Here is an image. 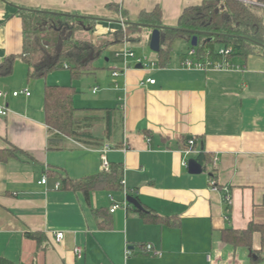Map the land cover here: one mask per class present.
I'll return each mask as SVG.
<instances>
[{
	"label": "crops",
	"instance_id": "1",
	"mask_svg": "<svg viewBox=\"0 0 264 264\" xmlns=\"http://www.w3.org/2000/svg\"><path fill=\"white\" fill-rule=\"evenodd\" d=\"M202 2L0 0V63L17 55L13 73L0 75V89L9 92L0 99L8 110L0 114V150L22 151L0 160V258L16 264H264L261 231L254 230L250 246L229 243L223 235L227 228L264 224V51L258 48L246 61L235 59V68L188 69L182 67L191 49L187 39L173 42L166 66L150 49L152 28L143 26L137 41L115 40L124 22H138L143 11L160 7L163 25L178 27L184 10ZM26 9L94 19L93 28L78 31L77 38L107 44L96 72L71 76V84L41 85L39 79L47 77L30 78L20 55ZM125 47L136 57L129 59L128 70L113 76L125 65L117 56ZM139 57L149 66L137 67ZM85 77L94 84L83 94L77 81ZM47 84L76 87L78 117H92L82 131L92 139L62 135L60 147L51 144L44 111ZM20 89L31 95L11 94ZM191 139L193 152L186 154ZM106 147L108 161L122 165L129 194L159 221L131 204L111 212V196L123 202L124 188L95 189L88 198L56 187L59 174L81 179L103 172ZM201 150L210 162L203 164V173L192 174L188 161ZM44 176L46 184L40 183ZM212 181L229 186V206ZM101 208L112 218L110 228L100 227L105 218L95 210ZM59 231L65 232L61 241ZM76 246L83 248L81 257Z\"/></svg>",
	"mask_w": 264,
	"mask_h": 264
},
{
	"label": "trees",
	"instance_id": "2",
	"mask_svg": "<svg viewBox=\"0 0 264 264\" xmlns=\"http://www.w3.org/2000/svg\"><path fill=\"white\" fill-rule=\"evenodd\" d=\"M23 14L25 41L20 55L29 67L30 78L46 77L50 72L60 69H68L74 79L96 72L98 68L95 62L107 44L95 45L88 40L77 38L78 31L93 28L94 19L32 9H26ZM138 23L140 24H126L124 29L117 31L115 40L117 42L137 41L143 24L163 25L162 10L156 7L150 12L143 11ZM178 27L181 29H161L162 44L158 57L162 66L169 63L172 45L176 39L184 38L191 43L194 35L191 31L216 33L213 40H208V35L201 34L198 45L194 47L191 44L190 47L196 49L199 60H205L207 57L215 61L226 59L236 65L235 59L246 61L248 55L258 48L264 51L263 47L256 44V42L264 44V13L243 0H203L202 4L189 6L184 10ZM220 47L230 48L232 53L221 55L218 52ZM16 59L17 55L12 54L0 63L1 76L13 73ZM76 93L77 89L73 85L47 84L45 86L44 111L46 123L53 133L51 139L53 146L60 147L58 138L62 135L86 142L93 138L90 132L82 131V123L91 121L92 117L88 115L78 117V108L74 104ZM16 152L22 151L16 147L0 150V160L4 161L16 156ZM207 156L204 150H201L197 156L205 167L210 162V157ZM58 176L60 188L82 191L88 198L95 189H123L121 183L123 168L119 164L110 163L109 171L81 179H73L61 174ZM227 205L229 206L228 203ZM135 211L158 221L161 219L159 215L153 214L152 210L135 208ZM95 214L105 218L103 222H100V227H111L112 218L107 214L106 209H96ZM255 229L261 231L264 246V224H254L244 230L227 228L224 230V239L234 245L250 246ZM28 235L36 239H40L41 236L32 232ZM139 246L143 248L144 245ZM0 264L16 263L0 258Z\"/></svg>",
	"mask_w": 264,
	"mask_h": 264
},
{
	"label": "built area",
	"instance_id": "3",
	"mask_svg": "<svg viewBox=\"0 0 264 264\" xmlns=\"http://www.w3.org/2000/svg\"><path fill=\"white\" fill-rule=\"evenodd\" d=\"M243 1H245L246 3L250 2L248 0H243ZM218 52L221 55H228V54L232 53V49L226 48V47H220L218 49ZM117 56H123V58L125 60V65L123 66L122 69H119V68L114 69L113 72H112L113 76H118L120 73L128 70L130 68L129 59L133 58V57H136L134 51L131 50L130 48H127V47H125L120 52H118ZM137 61L139 63H141L143 65V67H148L149 66V64L147 62H144L141 57L137 58ZM182 67L188 68V69H202L203 70V69H207V68H211V67L220 68V69H229V68H235L236 65L230 63L226 59L215 61V60L207 57L205 60H199L198 57H197L196 49L195 48H191L190 51L188 52L187 57L184 58L183 61H182ZM148 81L151 82V83H155V79H149ZM8 94H9V92L0 89V99L1 98H6ZM11 94L13 96H19L21 94L29 96V95H31V91L29 89H20V90L13 91ZM0 114L4 115V116L8 114L7 107L4 104H1V103H0ZM194 144H195V140L191 139L189 141V146L190 147L185 149L186 154H190L191 152H193L192 147H193ZM108 148L109 147L104 148L103 154H102V161H103L102 167H103L104 171H109L110 170V162L108 161L107 156H106V152L108 151ZM185 164H187V162H185ZM47 181H48L47 176H44L40 180V183L46 184ZM121 183H122L123 188H124V194H125L124 201L123 202L115 201L113 196H111L112 201H113L111 209H110L111 212H115L117 209H119L121 207L126 208L129 205V203L127 201V197L130 195L129 194V190L125 187V180L124 179H122ZM56 187L57 188L60 187V183L59 182L56 184ZM212 188L214 190H216V191H219V190L222 191L223 194H224V200L229 205L231 204V191H230L229 186L220 187L214 181H212ZM56 237H57L58 241H61L65 237V232L64 231L57 232ZM75 253H76V255L78 257H81L82 253H83V248L81 246H76ZM157 253H159V252H157Z\"/></svg>",
	"mask_w": 264,
	"mask_h": 264
},
{
	"label": "water",
	"instance_id": "4",
	"mask_svg": "<svg viewBox=\"0 0 264 264\" xmlns=\"http://www.w3.org/2000/svg\"><path fill=\"white\" fill-rule=\"evenodd\" d=\"M124 23L125 24H128V23L140 24L138 22H129V21H125ZM143 25L153 29L152 34L150 36L149 46H150V49L155 51V52H159L161 49V44H162L161 29L162 28L181 29L179 27H167L164 25H148V24H143ZM191 32L194 34L192 37V40H191V44L194 47L197 46L199 43V35H201V34L208 35L209 36L208 40H213L214 36H216V33H210V32H205V31H191ZM256 44L264 48V44L257 43V42H256ZM137 67H143V65L141 63H139L137 65ZM188 169H189V172L192 174H201L204 172L203 164L200 163L199 160L196 158L189 159ZM127 201L129 204L133 205L134 207H136L138 209H143V205L141 204V202L139 201L138 198H136L132 195H129L127 197Z\"/></svg>",
	"mask_w": 264,
	"mask_h": 264
},
{
	"label": "rangeland",
	"instance_id": "5",
	"mask_svg": "<svg viewBox=\"0 0 264 264\" xmlns=\"http://www.w3.org/2000/svg\"><path fill=\"white\" fill-rule=\"evenodd\" d=\"M250 1L249 4L253 5L254 7H256V9L259 11V12H262L264 13V6L262 4H264V1L263 2H260L259 0H248ZM177 41H181V40H177ZM177 43V42H176ZM218 47V46H217ZM116 54V52L114 53V55ZM187 56V55H186ZM120 58V59H119ZM117 57V58H114L115 61L117 62V64L121 63V57ZM107 68V67H106ZM106 68L104 69L105 71ZM46 79H42L40 78L39 80L41 81V85H43L46 82H59V83H68V84H71L74 80L71 78V75H70V71L68 69H60V70H55V71H52L50 72L47 76ZM35 81V80H33ZM93 79L92 78H83L78 82V87L80 88V90L84 91L83 94H86L87 92L89 93V86H92L93 83ZM76 82V81H75ZM74 82V84H75ZM76 82V83H77Z\"/></svg>",
	"mask_w": 264,
	"mask_h": 264
}]
</instances>
